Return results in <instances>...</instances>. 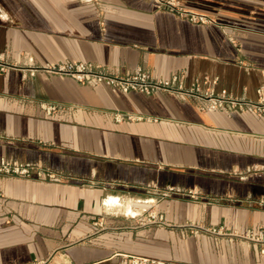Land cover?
<instances>
[{
	"label": "crops",
	"instance_id": "crops-1",
	"mask_svg": "<svg viewBox=\"0 0 264 264\" xmlns=\"http://www.w3.org/2000/svg\"><path fill=\"white\" fill-rule=\"evenodd\" d=\"M179 1L209 21L154 0H0V54L21 67L0 73V156L56 177L0 173V264H264V114L28 70L141 68L254 99L264 0Z\"/></svg>",
	"mask_w": 264,
	"mask_h": 264
},
{
	"label": "built area",
	"instance_id": "built-area-1",
	"mask_svg": "<svg viewBox=\"0 0 264 264\" xmlns=\"http://www.w3.org/2000/svg\"><path fill=\"white\" fill-rule=\"evenodd\" d=\"M159 7L176 11L184 17L193 22H206L209 21L208 16L186 10L182 7L179 0H154ZM21 67L15 63L8 62L3 54H0V73L8 69H20ZM24 69V68H22ZM29 72L33 74L36 71H42L58 76H69L80 83L95 82L96 84H103L105 86L117 89L122 92L130 90L139 91L143 93H153L157 91H172L181 94L191 95L200 99L203 103L201 109L211 110L219 108L225 111L231 110H251L257 114H264V85L256 88V97L254 99L235 96L231 93L224 91L214 92L210 87L201 89L200 82L194 80L189 87H183L180 84H175L177 76H172L170 79H163L151 76L148 72L141 68H136L133 71L124 74L111 73L105 70L101 65L84 62L63 60L57 62H46L43 64L31 65L28 68ZM215 80H212L214 82ZM204 83L210 82L209 78L205 77ZM44 112L49 115L55 112L59 105L54 102L44 101L41 103ZM134 119L135 116L131 114L115 113L116 120ZM141 118V117H139ZM35 171L36 177L46 178L48 180H56L55 174L52 172H44L41 166L34 164L24 163L19 160L9 159L0 156V173L11 174L18 177H30L32 172ZM187 195L190 198H197L198 193L194 190H187ZM264 203V201L262 202ZM146 222H161V216H157L153 211L148 212ZM131 264H181L171 261L159 260L148 258L144 256H131Z\"/></svg>",
	"mask_w": 264,
	"mask_h": 264
},
{
	"label": "rangeland",
	"instance_id": "rangeland-1",
	"mask_svg": "<svg viewBox=\"0 0 264 264\" xmlns=\"http://www.w3.org/2000/svg\"><path fill=\"white\" fill-rule=\"evenodd\" d=\"M225 1L229 2V1H231V0H225ZM233 1H236V0H233ZM227 2H226V3H227ZM180 4H181V2H180ZM182 7H183V6H182ZM181 264H182V263H181Z\"/></svg>",
	"mask_w": 264,
	"mask_h": 264
}]
</instances>
